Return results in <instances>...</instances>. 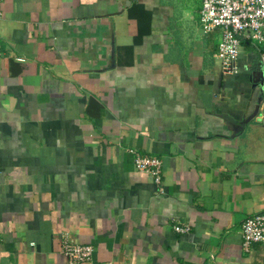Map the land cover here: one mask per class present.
I'll list each match as a JSON object with an SVG mask.
<instances>
[{"label": "crops", "instance_id": "1", "mask_svg": "<svg viewBox=\"0 0 264 264\" xmlns=\"http://www.w3.org/2000/svg\"><path fill=\"white\" fill-rule=\"evenodd\" d=\"M201 7L3 0L0 264H70L64 240L94 246L78 264H264L241 235L264 212V48L224 74Z\"/></svg>", "mask_w": 264, "mask_h": 264}, {"label": "built area", "instance_id": "2", "mask_svg": "<svg viewBox=\"0 0 264 264\" xmlns=\"http://www.w3.org/2000/svg\"><path fill=\"white\" fill-rule=\"evenodd\" d=\"M0 0V17L2 16ZM200 28L204 34L218 32L220 39L215 57L222 72L237 73V59L242 41L260 50L264 48V0H202L199 11ZM4 51L0 46V60ZM258 119L264 121V95L258 105ZM134 168L150 174L157 185L162 184V161L156 156L135 154ZM177 233H189V224H175ZM242 249L248 251L252 244H259L264 252V212L250 215L241 224ZM62 251L70 264L91 260L94 246L64 240Z\"/></svg>", "mask_w": 264, "mask_h": 264}, {"label": "trees", "instance_id": "3", "mask_svg": "<svg viewBox=\"0 0 264 264\" xmlns=\"http://www.w3.org/2000/svg\"><path fill=\"white\" fill-rule=\"evenodd\" d=\"M244 43H245V44H248L249 42H247V41H242V44H244Z\"/></svg>", "mask_w": 264, "mask_h": 264}]
</instances>
